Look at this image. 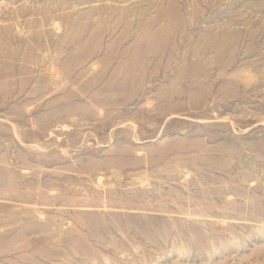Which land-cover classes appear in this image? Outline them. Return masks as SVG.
<instances>
[{
	"label": "rangeland",
	"instance_id": "obj_1",
	"mask_svg": "<svg viewBox=\"0 0 264 264\" xmlns=\"http://www.w3.org/2000/svg\"><path fill=\"white\" fill-rule=\"evenodd\" d=\"M0 264H264V0H0Z\"/></svg>",
	"mask_w": 264,
	"mask_h": 264
}]
</instances>
